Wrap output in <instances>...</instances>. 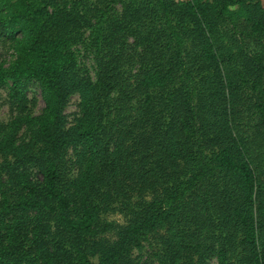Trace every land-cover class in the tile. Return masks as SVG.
<instances>
[{"label":"trees","instance_id":"obj_1","mask_svg":"<svg viewBox=\"0 0 264 264\" xmlns=\"http://www.w3.org/2000/svg\"><path fill=\"white\" fill-rule=\"evenodd\" d=\"M0 89V264H264V0H0Z\"/></svg>","mask_w":264,"mask_h":264},{"label":"rangeland","instance_id":"obj_2","mask_svg":"<svg viewBox=\"0 0 264 264\" xmlns=\"http://www.w3.org/2000/svg\"><path fill=\"white\" fill-rule=\"evenodd\" d=\"M88 67L91 69V72L93 73V64L91 62H87ZM29 96L36 97L38 99V105L35 109L36 113H39L43 107L44 103L42 101L40 90L38 87H32V90L30 91ZM6 98H7V90L6 89H0V121H6L10 118V108L9 105L6 104ZM78 97L74 96L71 99L70 105L67 109V114L71 115L73 113H76L78 111L77 109V103H78ZM107 220L109 221H117L119 223L124 222V218L121 214L118 213H111L106 216ZM215 264V261L213 262Z\"/></svg>","mask_w":264,"mask_h":264}]
</instances>
